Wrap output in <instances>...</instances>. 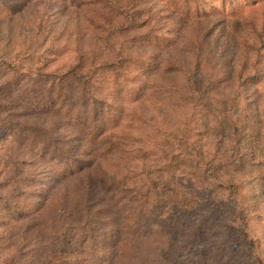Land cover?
<instances>
[{
  "label": "rangeland",
  "instance_id": "374dc122",
  "mask_svg": "<svg viewBox=\"0 0 264 264\" xmlns=\"http://www.w3.org/2000/svg\"><path fill=\"white\" fill-rule=\"evenodd\" d=\"M80 2L30 0L18 17L0 21V53L24 50L40 29L39 48L47 50L55 68H63L77 44L96 43L85 37L86 15L92 9L77 5ZM103 4L114 18L104 27L112 33L111 43L97 42L96 50L106 46V60L112 62L116 50L123 48L133 60L117 86L114 75L103 69L108 67L98 65L106 76L101 121L125 142L153 128L159 141L151 148L155 155L146 170L159 190L158 201L170 205L171 212L168 220L155 218L154 232L124 242L125 259L119 249L109 248L115 240L106 233L98 242L109 245V254H92L89 264H98L99 258L106 261L102 264H138L141 257L148 258L147 264H159L156 251L166 241L158 231L162 226H168V238L182 227L174 246L183 264H211L209 252L214 262L221 254L232 263L234 254L243 253L242 264H264V0ZM133 6L137 9L131 12ZM123 11L130 13L120 18ZM137 108L146 113L144 119ZM39 121L53 131L60 149L94 164L91 170L108 173L124 166L126 156L121 153L109 158L98 146L94 152L88 149L79 122L55 113ZM16 163L18 171L12 169ZM13 177L23 179L17 188L8 183ZM85 185L61 177L56 160H41L34 149L0 135V264L14 258L18 248L30 251L34 264H41L43 250L37 255L39 249L29 243L32 237L41 241L45 236L39 215L61 205L66 208ZM180 210L192 213L182 224L175 220ZM113 220L118 224L121 218ZM195 233L199 239L190 242Z\"/></svg>",
  "mask_w": 264,
  "mask_h": 264
},
{
  "label": "trees",
  "instance_id": "16d2710c",
  "mask_svg": "<svg viewBox=\"0 0 264 264\" xmlns=\"http://www.w3.org/2000/svg\"><path fill=\"white\" fill-rule=\"evenodd\" d=\"M71 1L74 4L81 1L77 5L88 6V11L92 9L86 15L88 19L85 37L89 35V39L96 43L86 47L77 44L71 61L66 62L63 68H55L47 60V50L39 48L38 27L37 36L33 34L27 40L24 50L16 48L0 53V135L3 134L9 142H15L20 147L24 145L34 149L41 160H56L61 177L72 179L76 183L86 181L84 188L76 190L66 208L61 205V208H50L43 215H39L45 236L41 241L36 238L38 243L32 237L29 243L30 247L39 249L37 255L43 250L44 259L41 264H89L91 260L88 257L92 254L100 257L109 254L105 250L109 245L98 242L106 233L113 234L111 238L115 240L109 248L119 249L120 257L123 255L125 259L126 254L122 249L128 247V244L124 242L138 237L141 233L154 232L151 225L155 218V221L168 220L171 212L170 205L158 201L159 190L153 186L151 176L146 170L153 161L155 154L152 153L159 141L152 131L153 128L146 132L142 126V130L147 133L143 134L145 136L125 142L101 121L106 112L101 94L105 86L103 77L106 76L101 72L102 69H97L98 65L108 67L103 69H108L114 75L112 82L117 86L123 80L124 74L130 70L133 58L125 56L126 52L120 48L116 50L117 60L109 62L106 60V46L101 44L102 49L96 50V45H99L97 42L106 45L111 43L108 38L112 33L105 32L104 27L114 18L106 14V7L101 5L105 0ZM29 3L30 0H0V21L18 17L28 9L31 5ZM74 4L71 6L74 7ZM135 8L137 6L131 7V12ZM129 13L121 12L120 18ZM79 37L85 38L81 35ZM138 110L134 113L144 119L146 113ZM50 113L71 122H79L77 124L81 125L80 129L85 131L88 149L92 148L94 152L95 146H98L97 151L109 158L121 153L126 156L123 158L124 166L119 170H108V173L102 169L95 172L91 170L94 164L60 149V142L53 131L39 121L43 115ZM14 165L12 169L17 170L18 163ZM22 181L21 178L13 177L8 183L10 182V187L17 188ZM5 187V184L1 185L2 189ZM100 196L104 198L100 199ZM191 214L180 210L175 220L179 224L185 223L183 217ZM118 216L121 220L117 224L113 218ZM181 229L182 227L178 230ZM173 230L175 235L168 238V226L158 229L166 238L160 245V252L156 251L161 257L159 264L184 263L179 259V249L174 246L180 233L177 229ZM194 232L195 230L192 233ZM198 237L195 233L190 242L199 239ZM118 238H122V242L118 243ZM21 242L23 238H20ZM215 252L218 250H214L212 254ZM208 254L209 259L212 258L211 264H242L245 261L243 253L234 254L232 263L227 260L228 255L223 258H220L221 254L217 255L219 260L214 262L215 257L211 252ZM30 258L33 261L30 251L23 253L18 248L14 258L5 264H28ZM139 260L138 264H147L148 258L141 257ZM34 262L36 261L33 264ZM102 262L106 261L99 258L95 263Z\"/></svg>",
  "mask_w": 264,
  "mask_h": 264
}]
</instances>
